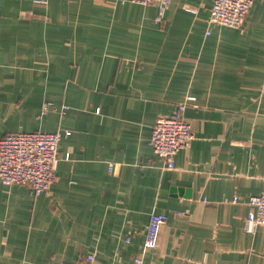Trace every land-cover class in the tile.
Segmentation results:
<instances>
[{
	"label": "crops",
	"instance_id": "crops-1",
	"mask_svg": "<svg viewBox=\"0 0 264 264\" xmlns=\"http://www.w3.org/2000/svg\"><path fill=\"white\" fill-rule=\"evenodd\" d=\"M212 4L169 0L157 21L132 0H0V138L71 132L49 191L0 182V264H264V225L244 229L264 190V0L240 28L208 24ZM187 95L193 138L168 168L153 124Z\"/></svg>",
	"mask_w": 264,
	"mask_h": 264
},
{
	"label": "built area",
	"instance_id": "built-area-1",
	"mask_svg": "<svg viewBox=\"0 0 264 264\" xmlns=\"http://www.w3.org/2000/svg\"><path fill=\"white\" fill-rule=\"evenodd\" d=\"M46 4L48 0H36ZM143 5L154 4L159 9L157 21H162L169 5V0H132ZM254 0H213L208 24L243 27ZM196 98L187 95L184 101L176 104L170 116H159L153 124L150 142L154 152L167 161L168 168L175 166L174 155L188 147L193 138L192 125L185 118L187 104ZM61 131H32L8 133L0 138V182L4 184H28L35 194L49 191L56 181L59 164V142L62 136L69 135ZM113 163H110L112 170ZM264 189V188H263ZM255 210L244 220V229L255 232L264 225V190L249 199ZM168 216L162 212H153L145 236V248H156L159 232ZM128 240V238H127ZM141 264L143 259L136 257ZM59 264H97L95 254L89 253L75 261H60Z\"/></svg>",
	"mask_w": 264,
	"mask_h": 264
}]
</instances>
